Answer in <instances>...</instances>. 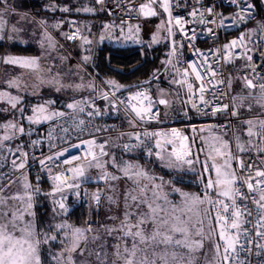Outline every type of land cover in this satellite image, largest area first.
<instances>
[{
    "label": "snow or ice",
    "instance_id": "6c2138e0",
    "mask_svg": "<svg viewBox=\"0 0 264 264\" xmlns=\"http://www.w3.org/2000/svg\"><path fill=\"white\" fill-rule=\"evenodd\" d=\"M229 2L239 9L233 16L234 24H243L253 18L255 6L251 0H229ZM95 3L101 7L87 6L76 8L75 11L93 14L98 11H108L109 15H113L119 10L120 24L104 23L102 28L106 32L111 29L124 34L125 27H127V35H123V39L135 43H142L139 39L140 25L130 24L123 19V16L125 14L131 16L132 13H136L138 17H155L159 15L156 6L168 15L166 31L169 36L174 35L173 26H175L183 33L184 38L191 42L197 38V33L195 29H186V24L193 22L215 23V20L205 21L204 12L198 13L197 9L188 13L194 19L185 20L180 16L173 17L170 0H146L138 7L134 5L133 0H127L125 8L121 7L120 0H114L115 8L111 11L108 10L105 0H95ZM49 7L53 12L72 11L67 6L61 8L55 3ZM205 12L212 16L221 15L215 12L214 6L207 7ZM14 15H19L20 20L9 26V19ZM198 15L199 19L195 20ZM21 22L36 23L41 28L39 44L43 50L42 55L0 56V63L25 70L36 82L31 85L33 89L48 86L54 88L56 92H61L64 89L79 90L83 88L82 83L75 85L63 83L65 77L70 74L79 75L80 71L86 72V66L92 60L91 55L82 54L75 68L69 67L67 72L61 74L63 66L73 57L71 52L61 54L64 46L51 34L49 29L60 28L64 21L48 25L44 20L36 21L35 18L30 19L28 14H20L10 0H0V40H3L6 35L9 39H15V34L23 31L22 28L17 27V24ZM68 23L75 24L76 22L69 21ZM223 24L224 19H221L220 26ZM84 27L90 34L89 26L86 24ZM162 27H164V23L158 26L157 32ZM251 31L254 32L255 29ZM261 31H264V24L261 25ZM208 32L215 35L212 28H208ZM61 35L67 41H82V46H90L93 43L79 27L71 33L65 32ZM110 36L111 32H109ZM245 37L246 33L241 32L237 38L225 43L222 48L209 49L207 53L195 49V52L203 59L199 64L189 65L191 73L188 69L183 70L181 75L184 79L172 80L171 83L186 85L190 100L198 94L202 107L195 102L191 103V108L196 109L197 112L203 115H208L210 112L213 116L226 113L229 117H235L246 129V135L249 137L247 146L239 142V137H235L237 151L233 153L228 140L215 137L214 142L208 144V151L205 153L206 159L201 160L199 152H205V149L201 148L199 152L195 150V137L190 140L178 129H172L170 134L144 131L141 136L139 133H134L129 136V143L122 146L116 145V147H122L126 153L143 149L145 156L152 158L154 162H159L162 167L176 172H196L195 166L200 164L203 172L198 175L200 183L204 184L202 194L184 192L176 187V183L182 182V176H177L175 181H165L138 162L122 161V158L121 162H118L115 154H110L105 150L108 141L99 145L94 139L84 141L89 145L87 156L73 157L72 160H65L64 164H72L73 161L83 159L86 160L88 168L94 167L101 170L102 174L97 179L104 181L112 193L106 197L110 206L108 211L113 212L115 209L118 214L107 215L104 222H95L99 224L97 228H93L94 222L91 221L88 222L87 227L82 228L65 220L49 223L46 230L39 229L33 203L34 193L39 192V188H33L25 177L23 193L17 191L8 194L16 180L0 173V264H199L201 255L205 264H211L208 260V251L205 249L206 243H210L211 250L218 256L221 255L223 247V264H234L236 257L233 254H238V249L242 250L244 247L241 243V235L247 236L249 232V229L243 228L244 224L251 223L248 218L252 216V210L249 208L248 202L256 205L258 213L256 223L253 225V228L257 230L256 235L264 237V231H260V229H264V160H260L262 167H258L255 162L243 159V154L251 151L253 147L258 154L264 156V76L256 73V68L264 67V64L257 65L253 61V55L249 54L253 49L247 47ZM106 38L102 33L99 41L103 42ZM152 43H159L157 34L152 36ZM173 45L169 55L175 54V41ZM151 46V43L148 44V47ZM192 46L194 47V45ZM237 49H243V51L237 52ZM84 52L90 53L91 48L84 47ZM257 54L264 56L259 49H257ZM209 56L216 57L213 63L218 67H213V64L208 62ZM236 59H244V68L251 69V72L255 74L252 77L245 74L239 78L243 81V89L248 91V97H240L238 105L235 103L237 97H232L231 103L220 104L219 99L227 93L217 86H224L231 90L233 85L231 74L225 76L222 70L221 60L224 64H232ZM42 60L48 62L42 63ZM57 60L59 64L56 63ZM162 63L170 64L171 61ZM200 68L204 69L203 73L198 70ZM159 73V69L155 70L151 79L158 81ZM192 74H194V80L190 82L188 77ZM80 79L83 80V77ZM254 80L257 82L254 83ZM197 82L199 83L197 84ZM104 83L114 88L115 91L129 90L133 87L137 89L130 92L126 102L124 100L113 101V111H119L117 103L123 105L125 118L133 127L137 126V121L159 119L158 106H168L170 103L163 98L166 93L162 88L157 89L160 98L154 99L150 94L151 90L144 89L140 83L125 86L112 79L106 80ZM150 83V80L143 82V84ZM0 84L6 85L5 90H0V101L10 105L11 109L17 110L21 118L27 119L30 123L39 124L42 121L66 115L63 111L49 112V108L55 105L56 101L47 100L44 103L32 105V115L25 117L24 112L27 105L24 103V96L19 93L27 92L29 85L22 81L21 76L0 80ZM88 87L95 90L96 86L94 83H89ZM11 89L17 90V94L13 95ZM210 91L213 98L207 99L206 96ZM256 91L261 94L259 98L253 95ZM30 94L36 95L37 93L33 91ZM111 95L115 97V92ZM102 98L107 100L109 93H103ZM81 103H86V101L68 103L66 108L78 109L83 112L84 108L79 107ZM206 108L209 111H204ZM254 108L260 109L254 117L242 118V110L246 109L251 112ZM2 111L7 112L9 109L4 108ZM94 114L101 116L105 113L100 110H96L95 113L88 112L90 117ZM184 115L187 116V112ZM79 123L83 124L84 121L81 120ZM2 127L13 131L11 135L6 131L5 135L0 137V148H4V142L14 139L17 133H25L24 127L22 125L18 127L17 123L13 121H8ZM200 130L203 131V129ZM96 131L99 132L101 129L97 128ZM192 131H197L195 126ZM120 135L123 136L124 133ZM253 137L258 138L259 143L253 145ZM133 139L135 142H131ZM201 139L203 140V138ZM149 142H151V146H149ZM33 143H39V141ZM72 147H79V145H72ZM93 147L98 148L99 153L94 151ZM62 155L63 152H59L56 158L58 159ZM26 156L27 153H22L21 156L11 161L14 172L26 167L27 161L24 159ZM104 157H108V159H103ZM45 159L53 160L54 158L49 156ZM45 159L40 160L41 165H45ZM218 160L222 163H217ZM209 161L212 163L209 164ZM233 162L237 164L240 176H237ZM109 168L113 171H109ZM48 171L51 172V169ZM66 172H71L72 175L68 176L65 174ZM209 172H214L215 178L210 175L205 176V173ZM51 178L53 189L47 195L55 197L57 193L60 194L58 199L52 201V219L55 221L56 217L69 211L65 203L68 199L65 194L66 190L74 191L79 196L80 183L76 181L87 180L90 177L87 175V168L84 164H77L75 167L53 174ZM121 181L125 184L122 192L118 191V183ZM165 188L170 191H165ZM245 188L246 192H242V189ZM212 192L216 193V199L212 198ZM172 193H179L181 197L179 203L169 198ZM91 195L92 201L99 208L102 190L97 189ZM220 197L226 198L229 202L226 203ZM241 203H243V208L240 207ZM205 204L210 207L201 209L200 206ZM213 208L216 210L215 216H212ZM205 219L209 220L207 232L204 228ZM212 220L215 221L216 227H212ZM89 240L93 245L91 248ZM110 240L115 243L110 244ZM56 245H59V250H56ZM260 247H264V245H260ZM239 264H243V262L241 261Z\"/></svg>",
    "mask_w": 264,
    "mask_h": 264
},
{
    "label": "built area",
    "instance_id": "2783aa9c",
    "mask_svg": "<svg viewBox=\"0 0 264 264\" xmlns=\"http://www.w3.org/2000/svg\"><path fill=\"white\" fill-rule=\"evenodd\" d=\"M264 6V0H261ZM146 2V0H133V3L136 7L139 6L140 3ZM172 4V15L173 17L180 16L185 20L194 19L188 15L193 9H197L199 12H204L205 21L215 20V23H198L193 22L191 24H186V29H195L197 33V38L194 41H189L184 38L183 33H181L177 27L173 26L174 35L169 36L168 39V49H167V58L166 61L170 60L172 65V70L176 76V80L184 79L181 75L184 69H188L189 73H191V68L189 65L192 63L199 64L203 59L199 54L195 52V49H200L202 52L207 53L209 49L215 50L217 48H222L225 43H228L234 38H237L242 32V28L252 22H256L258 25L254 31L252 40H251V49L250 55H253V61L257 64H264V56L257 54V49L260 50V53L264 54V31H261V25L264 24V18H261L254 7L253 18H250L247 22L243 24L236 25L233 23V16L235 13L239 11L236 5H233L229 2V0H170ZM106 6L109 11L115 8L114 0H105ZM251 3L254 5L253 1ZM120 4L122 8L127 7V0H120ZM98 5V4H97ZM99 8L101 7L98 5ZM209 6H214L215 12L221 15L212 16L205 12V9ZM255 6V5H254ZM156 10L159 13L158 16L144 18L143 16H137L136 13H132L131 16L124 15L123 19L127 20L130 24H134L135 22L147 21V20H157L162 16H165L168 20L167 13H164L162 9L156 6ZM101 12V11H100ZM106 15L107 19L117 21L120 24V16L119 10L116 11L115 14L109 15L108 11L101 12ZM226 18V19H225ZM199 19V15L195 18V20ZM224 19L223 26H220V20ZM65 21H67L65 25V32L71 33L75 28L79 27L82 31V28L79 24V19L76 16L67 15L65 16ZM69 21H75V24L68 23ZM208 28H212L215 31V35H212L208 32ZM191 35V32H189ZM76 41H67V43H74ZM114 41V44L117 43ZM175 41V54L169 55L173 48V42ZM130 44V43H129ZM132 45V44H130ZM194 45V47L192 46ZM136 46V45H134ZM140 46V45H137ZM237 52H242L243 49H237ZM216 57L209 56V63L213 64V67H218L213 61ZM243 63V65H239V63ZM169 65V64H166ZM222 70L227 76L229 73L231 74L232 79L239 80L243 82L242 79L245 74H248L250 77L255 74L251 72V69H245V60L244 59H236L232 64H224L221 60ZM179 70V71H177ZM202 73L204 71L203 68L198 69ZM86 72L90 76V78L96 83L98 89L101 93H109V98L107 100L103 99L102 96L99 98H94L85 104H82L79 107L84 108L83 112L77 110H67L65 111L66 115L63 117H54L52 120L47 121L42 124L38 128H34L28 132H25L20 136L23 138L18 141V146H13L10 142H4L5 147L0 148V173H4L5 175L14 179L18 174L29 172L33 177L34 181L38 184L48 183L49 186L46 187V195L52 192L53 189V180L52 175L63 172L65 169L75 167L77 164H87L86 160L73 161L72 164H64L65 160H72L73 157H86L87 149L89 145L84 143V141L89 140H97L100 138H111L117 137L118 141H116V145H123L125 143H129V136L134 133L143 134L144 131L148 132H163V133H171L172 129H178L183 132L184 135L188 136L190 140L192 139L190 128L198 122H210L215 125L218 129L228 128L231 131V136H234L235 132V123L237 119L235 117H229L226 113H220L216 116L210 114L203 115L200 112H197L196 109L191 108V103L195 102L198 106L200 101L197 96H193L191 100L189 99V94L187 92L186 85H180L181 95H182V103H183V115L178 119H167L162 116L163 111L168 109L171 105L169 103L168 106L159 105V119H146L144 121H137V126L133 127L129 124L128 119L125 118L124 115V106L117 103V108L119 111H113V101L124 100L127 101V97L130 92H134L137 89L135 87L125 90L121 89L120 91H115L109 85H106L104 81L106 79L100 71L94 67L92 61L86 66ZM256 73L260 76H264V67H257ZM152 76L140 80L132 85H136L140 83L143 85L144 89H150V94L154 99H159L157 89L160 88V84L157 83V80H152ZM189 81L194 80V74L188 77ZM151 81L150 84H143L144 81ZM257 82L254 80V83ZM199 82H197L198 84ZM218 88H222L227 95L221 97L219 99L220 104L231 103L232 96L231 90L224 86H217ZM115 92V97L111 95V93ZM218 95V93H217ZM163 98L168 99L167 95ZM207 99H212V92L210 91L207 96ZM215 102V101H214ZM96 110H100L105 113L101 116H89L88 112L95 113ZM204 111H209V109H204ZM187 112V116L184 113ZM134 115V114H133ZM83 120L84 123L80 124L79 122ZM99 128L101 131L97 132L96 129ZM67 129V131H65ZM124 133L123 136L120 134ZM143 138V137H142ZM163 139V138H162ZM253 145L259 143V139L256 137L252 138ZM34 141H39V143H33ZM131 142H135L134 139ZM72 145H79V147H72ZM149 146H151V142H149ZM19 148V151L17 149ZM121 152L125 154H129L123 151L122 147H117ZM195 148V146H194ZM11 149V151H8ZM67 149V151H64ZM137 150V149H136ZM135 150V151H136ZM196 150V148H195ZM237 149H234V153H236ZM63 152V155L58 159L56 158L57 153ZM22 153H27V156L24 157L26 159L27 164L26 167L22 170L14 172L13 165L11 161L16 157L21 156ZM53 157V160H46V157ZM45 159V165L40 164V160ZM243 159L249 162H255L258 167H262L260 165V160H264V156L257 153L255 147L252 148L251 151L243 154ZM19 163V160L17 161ZM235 164V169L237 176H240V170L238 169L237 164ZM198 170L203 172V169L200 164H197ZM51 169V172L48 171ZM210 173V172H209ZM209 173H205L207 176ZM68 176H71V172L65 173ZM247 174L246 172L244 173ZM206 182V181H205ZM254 183V181H253ZM202 183V188H203ZM79 196L75 194L74 191H66L68 199L65 201L66 206L69 208V211L73 208L74 202H71V198L74 199L75 203L80 202H89L94 204L92 201V193L96 191H91V189L84 183H80L79 188ZM242 192H246V188L242 189ZM212 198L216 199V193H211ZM60 196L59 193L56 194L55 197L47 195L49 203L53 208V199H58ZM258 198V194H257ZM220 199L225 200V202H229L226 198L220 197ZM73 201V200H72ZM70 202V203H68ZM249 208L252 210V216L248 219L251 223H246L243 225V228L249 229L248 235H241V243L244 245L243 249H238V254L234 253L233 256L236 257L234 264H239V262H243V264H264V247H260V245H264V237L256 235V229L253 228V225L256 223V219L258 216L256 205L248 202ZM210 207V206H209ZM240 207L243 208V203L240 204ZM68 211V212H69ZM216 210L212 209V216H215ZM215 223V221L213 220ZM260 231H264V229H260ZM223 254V247L221 248V256ZM223 262V261H222Z\"/></svg>",
    "mask_w": 264,
    "mask_h": 264
},
{
    "label": "rangeland",
    "instance_id": "374dc122",
    "mask_svg": "<svg viewBox=\"0 0 264 264\" xmlns=\"http://www.w3.org/2000/svg\"><path fill=\"white\" fill-rule=\"evenodd\" d=\"M15 1H16V5H18V3L21 0H15ZM36 1L37 2H42V4L45 5V8H46L45 10H47L45 12V14L41 13V12H37L36 10L38 8L34 5V3H32V4L28 3V5L26 6L25 11L27 10L28 13L31 16H33L37 21H40V20H44L45 21V20H47L45 15L48 14L49 16H53V17L59 16L60 18H62V21H64V23H65L64 25H66L67 21H65V16H67V15L76 16V17L80 16L81 20L79 21V24H80V26L82 28V33L84 35H86L84 33V31L86 30L84 26L86 24L89 26V28H91L92 23H94V22H97V23H94L96 26L99 25V21H98L99 18L97 16H98L100 11H98V12H96L94 14L93 13L88 14V13H84V12H76L75 11L76 8H82V7H87V6L99 8V6L95 3V0H36ZM10 2H11V0H10ZM93 2L95 3V5L97 7L94 5ZM53 3H55L56 5H58L61 8L67 6L68 8L72 9V11H70V12H61V11L53 12V11L50 10V7H49ZM88 15H92V17L91 16L89 17ZM51 20L52 21L50 23L46 21L48 25L55 24L53 22V20H56L58 22L57 18H55V19L51 18ZM104 23H115V24L119 25V22L113 21V20H109V19H107V17H105V19L102 20V24H101V28L99 29V33L97 32L98 29L94 33L93 38L96 41L99 39V37H100V35L102 33L107 37L105 40H113L114 39L117 44L120 43V44H125V45L126 44H128V45L132 44V45L148 46V44L151 43L152 46H154V45H157V44L167 43L168 39H169V35H168L167 31H166L168 25H167V19H166L165 16H162L161 18H159L157 20H154V21L147 20V21L135 22L134 24H132V25H136V24L140 25L141 31L139 32V39L142 41V43H135V42H133L131 40L123 39V35H127V27H125L124 34H121L119 31L111 30V29L108 30V32H106L102 28V25ZM162 23H164V27L160 28L159 32H157L158 26L161 25ZM23 25H24V28H23L24 33L29 35V39H31L29 41V43L31 44L30 46L35 51V52L33 51L34 54H32V56H41L42 53H43V50L41 49L40 44H38L37 46L35 45L37 37H38L39 40L41 39V28L36 23L24 22ZM257 25L258 24L256 22H252V23H249V24L245 25L242 28V32L246 33L245 43L247 44V47L250 48V49H251V40H252V37H253V34H254V32L251 31V30L256 29ZM61 26H63V24H61ZM49 31L59 41V43L64 46L63 50L61 51V54H67L68 52H71V55L73 57V59L68 61V63L65 64L63 66V68L61 69V74L63 75L64 72H67V69L69 67L75 68L77 62L80 60V57H81V55L80 56H75L76 54L74 53L73 50H71L72 48L70 49V46L71 45L75 46L76 44H78V46H79V48L81 50V54L84 53V47L85 46H82V41H77V42L70 43V44L67 43L66 39H64L63 35H61V33H65V26L63 28L60 27V28L55 29V30L50 28ZM109 32H111V36L110 37H109ZM154 34H157L158 39H159V43H152V36ZM6 38H8L7 35H6ZM7 42L11 43L12 39L8 38ZM8 55H10V54L7 52V53H4V54H2L0 56H8ZM53 55H55V53H53ZM46 62H48V61L42 60V63H46ZM56 63L59 64V61L57 60ZM239 65H243V63L241 62V63H239ZM168 67H169V69L172 68L171 63L169 64ZM86 73L87 72H85V71H80L79 75L70 74L67 77H65V79L63 80V83H65V84H73V85H75V84H81L82 83L84 85L83 88H81L79 90L64 89L61 92H56L54 90V88L48 87V86H43V87H39V88L33 89L31 87V85H33L36 82L32 78V76H30L29 74H27L25 72V70L20 69V68H14L12 66L0 63V80H6V79H9L11 77L21 76L22 81L26 82L29 85L27 92L21 91L19 93L20 95L24 96V103H25V105H27V107L25 108V112H24V116L25 117L32 115V112H31V106L32 105L44 103L47 100H55L56 101V104L49 108V112H52V111H60L61 108L64 109L68 103H73L75 101H86V102H88V101H90V100H92V99H94L96 97L97 98L101 97L103 95V93H101V91L98 89L96 83L88 76V73L87 74ZM80 77H83V80H81ZM169 80H171V81L172 80H176V77L174 79V76H172V78H170V76H169L168 81ZM89 83H94L95 84V86H96L95 90H92V89H90L88 87ZM157 83L160 84V88L164 89V91H165V93H166V95H167V97L169 99V102H171L168 93H170L171 91L173 92V89L172 90L170 89L171 90L170 91L167 87L165 88V86H163V84H161L160 81L157 82ZM176 85L178 87L177 89H179L180 85H178V84H176ZM0 88H2V90H5L6 89V85L0 84ZM10 91L12 92L13 95L17 94V90H15V89H11ZM33 91H36L37 94L36 95H31L30 93H32ZM246 91H247L246 89H243V85L240 83L239 80L232 87L231 96L232 97H237V101L235 102V103H237V105L239 103V98L243 97L241 95L243 93H246ZM82 104H85V103H81L79 106H81ZM4 108H8L9 111H7V112L2 111V109H4ZM259 111H260L259 108H254L251 112L247 111L246 109L242 110L241 113L244 114L242 116V118L247 119V118H250V117H254ZM8 121H13V122L17 123L18 127L22 125L24 127V129H25V132H28V131H30V130H32L34 128H38L39 126H41L42 124L47 122V121H42L39 124L30 123L27 119L21 118L20 113L17 110L11 109L10 105L5 103L4 101H0V137H3L5 135L6 131H7V133L9 135L12 134L13 130H11V129H7L6 130V129H4L2 127ZM193 126H195V128L197 129L196 132L192 131ZM193 126L190 128L192 138L195 137V140L201 141L202 148L205 149V152H202L204 154V155L202 154V159H206L205 153L208 151V144L214 142V138L215 137H221L224 140H228L230 142L231 151H232V149L234 147V144L236 146V140L234 141L232 137L230 138L229 132H228L229 131L228 128H226V129H218V128L215 127V125L213 123H210V122H205V123L204 122H198V123H196ZM235 127H236V130H237L235 137H239V142L240 143L242 142L241 139H245V145H247V141L249 140V137L246 135L245 127L238 120L235 123ZM200 129H203V131H201ZM21 135L22 134L17 133L16 137L14 139H11V140L5 141V142H8V143L10 142V144H12L13 146H18V141L23 139V138H20ZM201 138H203V140ZM95 141H96L97 145H99L101 143H104V141H108L109 143L106 146L105 150L108 151L110 154H115L118 162H121V158H122V161L138 162L139 164L143 165L146 169H150L151 172L157 177H162L163 175H161V172H159L158 169H156L154 167V165L159 167V169H161V170H167V171L171 170V169L162 167L159 164V162H154L152 158H148L147 156H145L143 149H142L143 150L142 151L143 155L146 157L147 160H151V163L150 162L148 163L146 161L143 162V161H140L138 159V156L140 155L139 154L140 153L139 152L140 149H137L136 152L129 153V154H132L131 156L125 155V153L121 152L116 147V141H118L117 137L100 138V139H97ZM197 141L195 143V148L199 152V148L197 146ZM111 147L116 148V149L115 150H111ZM93 150L96 151L97 153H99V149L98 148L93 147ZM199 155H200V152H199ZM103 159H108V157H104ZM217 163H222V161L218 160ZM84 166L87 168V175L90 178L87 179V180L76 181V182L86 184L91 189V191H93V192L97 191V189H99L98 185L90 186L87 182L88 181H93V182L101 181V180L97 179V177L102 174L101 170L96 169L94 167L88 168L87 164H85ZM195 167H196L197 173L198 174L201 173V171L198 170V166L196 165ZM108 170L109 171H113V169H111V168H109ZM15 172H17V171H15ZM209 175L211 176L210 173L207 176H209ZM25 177L27 178V182L30 183L33 188H38L39 187V188H42V189L44 188L45 189L46 188L45 186H49L48 183H43V184L36 183L29 172H24V173L18 174L14 178V180H16V183L13 185V187L11 189H9L8 194H10L12 192H17V191L23 193V191H24L23 184L25 183ZM162 178L165 181L171 180L170 177H162ZM198 178L200 180L199 175H198ZM212 178H215V173L212 176ZM70 182H72V181H70ZM101 182H102V189H104V198L102 200L103 202L99 206V208H97V206L95 204L90 203V209H89L88 218L86 219L87 221H86V223L84 225H81V226L74 225V224L70 223L68 220H66L65 218L64 219H55V221H53L52 215H51V218L47 219L45 221L46 223H44V226L39 228V229H45L46 230L47 229V225L49 223H52V222H63L65 220L68 223H70V224H72L74 226L82 227V228L87 227L88 222L91 221V222H94L93 225H92L93 228H97V227H99V224L95 223V222H104L107 215L118 214L117 212H115V209H113V212H109L108 211L110 206H109V204H108V202L106 200V197L108 195H112V193L108 190V187H107L106 183L104 181H101ZM157 183H159V180H157ZM200 184H201V187L199 186L198 190H193V189L185 190V189H182L179 186H176V185L175 186L180 188L184 192H189V193H194V194H202L203 191H204V185H203V188H202V183H200ZM124 186H125V184H124L123 181L119 182L118 183V191L122 192ZM165 191H170V189L165 188ZM36 193H38V192H36ZM102 195H103V192H102ZM102 195H101V199H102ZM169 198L171 200H173L174 202H176V203H179L180 200H181V197H180L179 193H172ZM71 199L73 200V198H71ZM34 202H35V200L33 199V203ZM68 203H70V202H68ZM87 203H89V202H87ZM121 203H122V201H121ZM50 205H51V203H50ZM74 205H75V203H74ZM74 205H73V208H74ZM200 207H201V209H205V208H209V205L205 204V205H202ZM34 211H35V209H34ZM92 211L98 212V214H96L95 218H93V216H92ZM60 216H64V214H62ZM36 221H37V217H36ZM109 223H111V222L109 221ZM211 223H212V227H216V224L213 222V220H212ZM208 227H209V220L205 219L204 228H205L206 232L208 230ZM214 239H215V237H214ZM109 243L112 244V243H115V241L110 240ZM92 246L93 245L91 243V240H89V247L91 248ZM55 248H56V250H59V245H56ZM205 249L208 251V260L211 262V264H223L222 256L221 255H219V256L216 255L215 252L211 250L210 243H206L205 244ZM199 264H205V260L203 259L202 255H201Z\"/></svg>",
    "mask_w": 264,
    "mask_h": 264
},
{
    "label": "trees",
    "instance_id": "16d2710c",
    "mask_svg": "<svg viewBox=\"0 0 264 264\" xmlns=\"http://www.w3.org/2000/svg\"><path fill=\"white\" fill-rule=\"evenodd\" d=\"M252 1L256 7V10L259 16L261 18H264V6H263L262 1L261 0H252ZM41 12H45V10H42ZM92 15H88V16L92 17ZM45 17L47 19L45 21L49 23L52 21L51 18L52 19L57 18L58 21H62V18H60L59 16L53 17V16H49L48 14H46ZM97 17L99 18L98 20L99 25L96 26L94 24L97 22L92 23V26L90 28L91 30L90 34L87 29L84 31V33L87 36H89V39L93 41L92 45L85 46V47H90L91 52L90 53L84 52L82 54H89L92 56L91 61L94 67H96L106 79L115 80L119 84H122L125 86L132 85L140 80L153 76L154 71L159 69L160 78L158 82L160 81V83L163 84L165 88L167 87L169 90L173 89V92L170 90L171 92L168 93L170 100H171L170 102L171 105L168 109L163 111V117L168 118V119L180 118L183 115V103H182V95L180 91V86H179V89H177L178 87L176 84L171 83V80L168 81L169 76L170 78L174 76V79L176 76L172 68L169 69L168 67L169 65L162 63L163 61H166V58H167L168 42L164 44H157V45L148 47V46H137V45L134 46V45H128V44L125 45V44H120V43L115 45L113 41L114 39L104 40L103 42H100L99 39L96 41L93 38L94 33L97 31V29H98L97 32L99 33L102 20L105 19L106 15L99 12ZM78 19L79 21L81 20L80 16H78ZM53 22L56 23L57 21L53 20ZM64 24L65 23H63V26H60V27L63 28L65 26ZM77 46L78 44H76L75 46L71 45L70 49L72 48L71 50L74 51V53L76 54L75 56H80L82 55L81 50L79 46L78 47ZM33 51L34 50L30 45L14 44L8 47L5 40H0V55L8 52L10 55H13V56H32V54H34L35 52ZM141 55L144 56V59H145L144 64L137 71H135L134 73L130 75L120 74L108 68V66H112V67H117L119 69L128 71L129 68L135 66L136 64L142 61ZM0 90H2V88H0ZM67 110L69 109L65 107L64 109L61 108L60 111L65 112ZM165 111H167V113H165ZM243 115L244 114H242V116ZM115 149L116 148L111 147V150H115ZM142 151H143L142 149L139 150L140 153L139 152L138 153L140 155L138 156V159L143 162L146 161L148 163L149 162L151 163V160H147L146 157L143 155ZM125 155L131 156L132 154H125ZM154 167L158 169L159 172H161V175H163L162 177H170L171 180L173 181H175V178L177 176H182L183 178L182 182L175 184L176 186H179L182 189L198 190L199 186L201 187L197 171L196 172H192V171L176 172L173 170H169V171L161 170L156 165H154ZM87 183L90 186L98 185L99 189H102L101 181H97V182L88 181ZM102 192H103V195L101 199V204L104 198V189H102ZM34 200H35L34 209H35V213L37 217V225H38V228H41L44 226V223H46L45 221L47 219H50L52 215V207L46 195V188L45 189L39 188V192L34 193ZM69 201L75 203L74 199L73 201L72 199ZM89 209H90V203H87V202L75 203L74 208L70 212H68L67 214H64V216H58L56 217V219L65 218L70 223L81 226V225H84L87 221L86 219L88 218ZM96 214H98V212L92 211L93 218H95Z\"/></svg>",
    "mask_w": 264,
    "mask_h": 264
},
{
    "label": "crops",
    "instance_id": "0c3cea01",
    "mask_svg": "<svg viewBox=\"0 0 264 264\" xmlns=\"http://www.w3.org/2000/svg\"><path fill=\"white\" fill-rule=\"evenodd\" d=\"M11 3H13V5L17 8V12H19L20 14H28V16H29V18L31 19V18H34L33 16H31L29 13H28V11L26 10L25 11V9H26V6L28 5V3H34V5L38 8L36 11L37 12H41L42 10H45L46 8H45V5L44 4H42V2H37L36 0H21L19 3H18V5H16V1L15 0H11ZM45 12H46V10H45ZM45 12H41V13H44L45 14ZM50 13V12H49ZM20 20V16L19 15H14L13 17H11L10 19H9V26L11 25V24H16L17 23V21H19ZM36 20V19H35ZM37 21V20H36ZM23 23L24 22H21V23H19V24H17V27H19V28H24V25H23ZM3 40H5L6 41V43H7V46L8 47H10V46H12V45H14V44H26V45H31L30 43H29V41L31 40V39H29V35H27V34H25L24 33V30L23 31H21V32H19V33H17V34H15V39H12V42L11 43H8L7 41H8V38H6V36H5V38L3 39ZM39 44V39H38V37H37V40H36V46ZM233 80V85H232V87L235 85V83L238 81V80H236V79H232ZM242 85H243V82H240ZM253 95H255L256 97H260V93L258 92V91H256V92H254L253 93ZM241 96H243V97H248V91H246V93H243ZM226 129V128H225ZM229 130V129H228ZM236 127H235V132H234V136H231V131H228L229 132V136H230V138L232 137L233 138V140L235 141V135H236ZM242 140V142L241 143H243V144H245V139H241ZM197 141V140H196ZM195 146V145H194ZM197 146H198V148L200 149V148H202V143H201V141H197ZM247 146V145H246ZM234 149H236V146H235V144H234V147H233V149H232V152L234 153ZM202 152H200V157H201V159H202ZM204 155V154H203ZM202 160H204V159H202ZM209 164H211V162L209 161ZM233 168H235V164H234V162H233ZM210 174H211V176H213L214 175V172H210Z\"/></svg>",
    "mask_w": 264,
    "mask_h": 264
},
{
    "label": "water",
    "instance_id": "95a60500",
    "mask_svg": "<svg viewBox=\"0 0 264 264\" xmlns=\"http://www.w3.org/2000/svg\"><path fill=\"white\" fill-rule=\"evenodd\" d=\"M141 57H142V61L140 63L136 64L135 66L129 68L128 71H125L123 69H119L117 67H112V66H108V68L110 70L117 72V73H120V74L130 75V74L134 73L135 71H137L144 64V61H145L144 56L141 55ZM165 113H167V111H165Z\"/></svg>",
    "mask_w": 264,
    "mask_h": 264
},
{
    "label": "bare ground",
    "instance_id": "6f19581e",
    "mask_svg": "<svg viewBox=\"0 0 264 264\" xmlns=\"http://www.w3.org/2000/svg\"><path fill=\"white\" fill-rule=\"evenodd\" d=\"M162 116H163V114H162ZM165 118V117H164ZM168 119V118H167Z\"/></svg>",
    "mask_w": 264,
    "mask_h": 264
}]
</instances>
